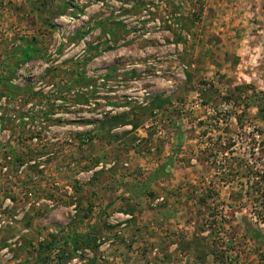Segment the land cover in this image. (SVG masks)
<instances>
[{
    "label": "rangeland",
    "instance_id": "1",
    "mask_svg": "<svg viewBox=\"0 0 264 264\" xmlns=\"http://www.w3.org/2000/svg\"><path fill=\"white\" fill-rule=\"evenodd\" d=\"M143 8H155L150 20ZM24 40L38 50L12 82L42 91L60 122L0 127V156L9 146L38 156L31 191L0 161V209L13 210L0 216V264H215L210 249L227 251V264H264V200L253 192L231 202L250 185L246 173L220 182L225 162L264 163V0H0V63L15 66ZM236 86L244 93L227 104ZM155 95L169 103L138 108ZM19 103L3 97L0 114ZM131 107L136 128H110L108 117ZM213 185L219 198L208 205L225 211L223 234L198 200ZM73 231L96 235L97 251L61 243L40 252L51 233Z\"/></svg>",
    "mask_w": 264,
    "mask_h": 264
},
{
    "label": "trees",
    "instance_id": "2",
    "mask_svg": "<svg viewBox=\"0 0 264 264\" xmlns=\"http://www.w3.org/2000/svg\"><path fill=\"white\" fill-rule=\"evenodd\" d=\"M25 46L22 49L23 51V56L21 58H16V60L18 62H16L15 66H12L11 63H9L8 61V57L6 56L3 62L0 63V67H3L5 70V75L4 74H0V83H4V89L2 88V90H0V100L4 97L6 101L10 102V103H14L16 101H19L20 103L18 104L16 109V113L18 114H14V112H2L0 114V127L2 129H4V126L6 123H12L17 121L21 126L25 125L26 123H39L42 125V123H45L46 125H48V123L50 122H60V120H56L51 118L50 116H48V111H47V107L48 108H52L53 106V102H50L49 99L47 100H42V97H45L42 91H35L34 87L32 85H25V86H20L18 84H13V79L15 77V72H16V68L24 63L27 60H30V58L32 57V53L34 51H37L38 48H36L34 46V44L29 43L28 40H24ZM17 49H14L11 51V55H15L13 54ZM9 51V50H8ZM11 56V57H13ZM1 69V68H0ZM246 86H236L234 87L232 90H229L228 92H226V94L224 96H222V98L225 100V102L227 104H231V105H236L239 101H240V96L241 93H244ZM57 93V92H55ZM62 92L59 91L57 94V97L60 96V99H62ZM240 97V98H239ZM39 104V107H37V109L35 110V108H28L26 111L23 110L24 106H26L27 104H31V106H35L37 103ZM43 103L46 105V107H44ZM165 103H169L167 98H162L160 95H155L152 98V101L150 102V104L148 106H139L138 108H141L143 110H145L148 113H154L156 112L158 109L164 107ZM13 106V105H12ZM247 106V104H246ZM245 106V107H246ZM14 107V106H13ZM134 107H131L129 110L127 111H121L119 113L113 114L110 117H108V122L111 125L110 128H114L116 126H124V125H132L133 128H136L137 124H134V122L132 121V117L133 114L135 113L133 111ZM18 110V111H17ZM135 110V108H134ZM215 114L219 113L217 112V109L215 108ZM215 118H213V126H215V128L217 129L219 127L216 119L217 117L214 115ZM221 122V121H220ZM236 122L239 123L240 125V129H244L243 128V123L241 121V118L238 117V119L236 120ZM175 124L177 126H179V122L176 121ZM211 128H207L206 130H203L202 133H200V135L204 136L206 135V133L212 132ZM215 133V132H214ZM221 131L217 132V137L220 138V134ZM245 133V132H244ZM81 135V134H79ZM246 135V134H245ZM248 135V133H247ZM35 135L32 133L30 134V138H33ZM91 136L89 135V138ZM252 140H254V137H252ZM260 143L261 144V153L262 151H264V140H262ZM258 144V143H257ZM254 148V146L252 147ZM1 152H4L1 150ZM31 154H27V153H21V152H17L14 150L13 146H9L8 151L3 153L2 156H0V161L5 162L6 159H9L8 163L10 164V168L9 170L6 172V174L9 173H13L14 175V179L16 180V182L19 184H23L26 186V188H29L30 191L33 189L34 183V174L36 173V171H38V163L36 162L37 160V154L36 152H30ZM214 156V154H212ZM218 156H216L215 153V159ZM216 161V160H215ZM241 161V160H240ZM261 159H258L257 162H251L249 163L247 160L243 159L241 162L237 161L238 163H236L237 166H235L234 163L231 162H225L224 164V168L227 167L228 169V174L230 175V177L227 178V181H220L221 183H223V185L225 184H232L233 183V176H236L238 172H242V173H246L248 174L247 179L250 181H248V183L250 185L248 186H243L245 188H243V190L239 191V192H235V193H231L229 198L231 199V202L237 203L239 201H242L243 196L244 195H252V193L254 192L253 195L254 199H260V200H264V163H258L260 162ZM100 162V160H97L96 164ZM171 162V158H167V160L164 162V164L161 165V167L164 169V167ZM24 164H27V168L25 169L26 173V181L23 182V180L21 178L22 172H19L21 166H23ZM259 164V167H257V165ZM12 165L14 166V168L12 167ZM2 167H6V165H2ZM160 167V168H161ZM234 167H238L239 169H235ZM241 167H244V169H240ZM7 168V167H6ZM240 170V171H239ZM250 178H254L253 180H250ZM242 185V184H241ZM76 188V187H75ZM77 189V188H76ZM30 191L28 192L30 194ZM218 190H216L215 186L213 185L212 187H208V189L202 193L198 200L201 206L205 207L206 209L209 210V214H210V219H209V224L207 226L212 227L213 230H218L220 231V233H225L228 230L224 229L223 226H221L222 224L218 225V222H220L221 217L225 216V211L223 210V208L220 210L218 209V205H215L213 207H211L209 204V200L210 199H218ZM4 198L9 199L10 201H12V203L15 204L16 202V197L14 195H12L11 193L8 195L7 193L4 195ZM3 198V199H4ZM12 204V205H14ZM80 205V203H78ZM232 206L231 204H228V207ZM209 206V207H208ZM12 206L10 205H5L2 209H0V216L4 215V214H8L10 215L12 213ZM230 214L233 215V212L231 211ZM24 215V219H25V215L27 214H23ZM26 225H30L31 221H32V217L29 216L28 219H26ZM204 223H206V221L204 220ZM207 224V223H206ZM203 225V224H202ZM218 225V226H217ZM245 229H249V226L245 225L244 226ZM233 232L236 231V228L232 229ZM231 230V232H232ZM250 231L253 233L254 231H252V228H250ZM255 235H257L256 233H253ZM57 236V234L51 233L49 235V239L44 241V242H40L39 243V249L40 252H49V254L51 252H53V250L55 249V247L59 246L61 243H65V244H69V246L72 248L73 251L75 250H84V249H89L92 252H96L98 249V242L96 241L97 236L96 235H92L90 234L89 231H84L81 233L78 232H71L69 234H66L64 237H60ZM201 238V237H199ZM192 244V248H194L195 254H196V259H198L200 262L201 261H205V256H204V252H201L198 249L199 244H197L196 241H192L190 242ZM187 248L190 247L189 243H187L185 245ZM213 255V260L215 264H227L228 260L230 261L229 258V254L227 253V251L225 250H219L218 252L215 249H210ZM48 259V257H47ZM60 262H62L61 257H60Z\"/></svg>",
    "mask_w": 264,
    "mask_h": 264
},
{
    "label": "built area",
    "instance_id": "3",
    "mask_svg": "<svg viewBox=\"0 0 264 264\" xmlns=\"http://www.w3.org/2000/svg\"><path fill=\"white\" fill-rule=\"evenodd\" d=\"M154 10H155V8H143L141 11V18L143 20H150L151 19V13L154 12ZM25 166H27V164L26 165L24 164L20 168L23 169ZM1 169L6 170V167H2Z\"/></svg>",
    "mask_w": 264,
    "mask_h": 264
}]
</instances>
